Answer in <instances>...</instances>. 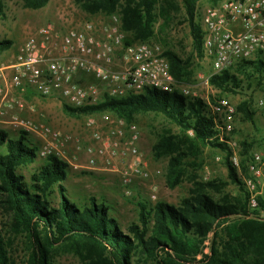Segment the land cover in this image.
Here are the masks:
<instances>
[{
  "label": "trees",
  "instance_id": "16d2710c",
  "mask_svg": "<svg viewBox=\"0 0 264 264\" xmlns=\"http://www.w3.org/2000/svg\"><path fill=\"white\" fill-rule=\"evenodd\" d=\"M171 0H77L87 13L121 16L122 28L129 34L127 44L149 42L155 36L160 19L168 17ZM187 14L193 47L203 58V31L195 22L196 4L200 0H182ZM212 5L220 0H210ZM27 7L38 10L49 0H24ZM5 17L4 0H0V19ZM11 40H0V53L10 49ZM173 76L180 81L188 64L177 54L166 51ZM244 81L264 84V58L241 61L220 74H213L209 83L225 94H235ZM67 115L79 117L110 112L128 122L139 114L153 113L165 117L187 137L162 135L152 146L156 159L169 158L168 185L176 187L183 179L184 159L195 156L200 146L220 149L226 155V167L234 185L241 188L244 199L224 198L218 201L208 190H220L218 182L196 183L189 197L178 206L167 203H140L139 223L123 231L116 209L107 200L81 195L69 197L64 185L70 174L66 162L56 157L26 179L18 170L38 160L39 146L27 132L11 137L0 130V208L8 216L15 232H24L31 242L28 264H49V253L55 246L69 244L82 264H133L139 258L152 264H264V200L260 211L250 215L248 193L243 188L238 168L230 160L232 149L220 142L217 117L201 99H189L179 92L148 90L144 94L122 99L107 98L88 108L62 105ZM244 122L253 121L255 113L245 101L237 108ZM186 142H188L186 144ZM198 144V146H197ZM246 154V153H245ZM252 157V156H251ZM247 160L246 164L251 160ZM244 161L241 170L247 172ZM54 199H58L55 202ZM208 243V247H206ZM206 248L209 253H206ZM200 257V258H199ZM4 236L0 230V264H10Z\"/></svg>",
  "mask_w": 264,
  "mask_h": 264
},
{
  "label": "built area",
  "instance_id": "2783aa9c",
  "mask_svg": "<svg viewBox=\"0 0 264 264\" xmlns=\"http://www.w3.org/2000/svg\"><path fill=\"white\" fill-rule=\"evenodd\" d=\"M200 18L203 55L211 62L213 74L228 71L241 61L264 58V0H220L206 7ZM127 39L118 13L64 32L53 23L40 27L22 45L15 62L0 66V118L13 109H25L23 97L30 91L76 109L148 90L191 95L188 87L178 85L163 53L148 42L127 44ZM89 77L92 82L86 81ZM259 106L264 108V97ZM208 107L217 117L220 142L234 146L230 135L237 108L226 98ZM7 123L36 138L32 140L39 146L38 160L53 156L77 168L68 154L73 145L86 155V164L81 167L116 176L124 197L131 198L146 188L150 201L158 199L153 178L162 177L163 171L148 169L141 149L143 133L137 123L110 112L88 115V143L50 124L24 119L18 112ZM230 160L239 167L236 152ZM247 168L244 185L253 216L261 209L259 200L264 199V151L254 153Z\"/></svg>",
  "mask_w": 264,
  "mask_h": 264
},
{
  "label": "rangeland",
  "instance_id": "374dc122",
  "mask_svg": "<svg viewBox=\"0 0 264 264\" xmlns=\"http://www.w3.org/2000/svg\"><path fill=\"white\" fill-rule=\"evenodd\" d=\"M170 2L171 6L167 8V19L158 21L155 27V36L148 43L163 55L166 51H171L187 62L186 74L180 81H177L178 85L190 89L189 99L198 98L206 104H214L220 99L226 98L236 108L247 101L255 113L253 121L248 122H244V114L237 113L234 131L230 135L235 145L229 147L232 152H236L238 155L240 160L238 172L244 183L249 174L248 170L246 173L241 170V162L244 161L246 164L254 153L264 151V108L259 106V101L264 97V84L258 86L255 81H244L242 88L235 94H225L213 87L209 83V79L214 73L211 62L204 55L201 58L193 47L191 27L183 7V1L171 0ZM211 5L210 0H200L196 4L195 22L200 23L202 11ZM4 7L5 17L0 19V40H11L13 42L12 51H17L20 44L22 47L29 37L35 35L38 29L46 24L53 23L59 31L64 32L72 27L80 26L85 21L98 20L102 16H107L85 12L77 0H49L45 7L38 10L27 7L24 0H4ZM86 81L92 82L93 79L89 77L86 78ZM35 96V99L23 97L27 108L20 113L17 109H13L2 116L0 130L7 132L11 137H18L22 130L7 123L11 116L18 112L24 119L50 124L64 133L79 137L84 143L90 141L91 130L85 126L88 115L79 117L67 115L59 101L44 99L36 94ZM135 123L142 129L143 144L141 143V149L148 169L153 171L160 168L163 171L162 177L153 178V182L158 185V199L155 202L150 201L146 188L142 191L137 190V194L131 198L124 197L116 176L105 172H93L81 167L86 164V155L83 151L77 152L73 145H71L73 148L69 150L68 154L76 163L77 168L69 166L70 174L64 183L70 198L77 200L81 195H89L98 200H107L114 205L116 212H113V215L118 218L122 230L125 232L128 225L139 223L140 203L147 201L154 206L162 202L178 206L183 199L189 197L191 191L195 189L196 183L218 182L223 184L220 190H208V193L218 201H222L224 198L233 201L244 199L241 188L234 185L229 178L225 153L209 146H200L195 156L184 159V177L176 187H170L167 181L169 158L156 159L153 156L152 146L162 135L167 134L183 135V140L189 141L193 138L192 132H189L186 137L179 127L165 117L153 113L137 115ZM31 138L34 141L36 139ZM42 164H44L43 160H37L34 164L20 168L18 172L26 179H30L32 173ZM243 188L246 190L245 185ZM54 200L58 202V199ZM260 217L264 218V211L262 214L260 213ZM10 225L8 216L0 208V230L6 243L9 262L10 264H28L31 255L30 239L24 232H15ZM206 247H208V243H206ZM206 249L209 253V249ZM132 262L133 264H152L150 261L147 262L136 257ZM49 264H82V261L73 248L69 244H65L55 246L50 250Z\"/></svg>",
  "mask_w": 264,
  "mask_h": 264
},
{
  "label": "crops",
  "instance_id": "0c3cea01",
  "mask_svg": "<svg viewBox=\"0 0 264 264\" xmlns=\"http://www.w3.org/2000/svg\"><path fill=\"white\" fill-rule=\"evenodd\" d=\"M20 48H21V44H20V46H19V48H18L17 51H12V47H11L10 49L2 52L0 54V66L1 65H4V64H11V63L15 62L16 61V56L19 53ZM24 97L31 98V99L32 98L35 99L36 96H35V93H33L32 91H30V92L26 93L24 95ZM53 100H55V99H53ZM18 112L20 113L21 111H18ZM141 143L143 144V141Z\"/></svg>",
  "mask_w": 264,
  "mask_h": 264
}]
</instances>
